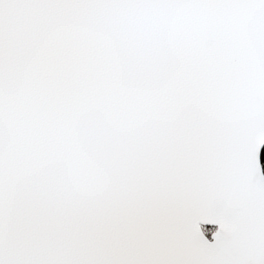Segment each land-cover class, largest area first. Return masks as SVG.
<instances>
[{"label": "snow or ice", "instance_id": "snow-or-ice-1", "mask_svg": "<svg viewBox=\"0 0 264 264\" xmlns=\"http://www.w3.org/2000/svg\"><path fill=\"white\" fill-rule=\"evenodd\" d=\"M262 146L264 0H0V264H264Z\"/></svg>", "mask_w": 264, "mask_h": 264}, {"label": "water", "instance_id": "water-1", "mask_svg": "<svg viewBox=\"0 0 264 264\" xmlns=\"http://www.w3.org/2000/svg\"><path fill=\"white\" fill-rule=\"evenodd\" d=\"M263 150H264V146L261 147V151H260V163H261V171H262V173H264L263 166H262V161H261V157H262V152H263ZM202 227H203L204 229H205V228H215V229H216V226H213V225H203ZM204 232H205V231H204ZM205 237H206L210 242L213 241V236H212V238H209V237L206 235V233H205Z\"/></svg>", "mask_w": 264, "mask_h": 264}, {"label": "trees", "instance_id": "trees-1", "mask_svg": "<svg viewBox=\"0 0 264 264\" xmlns=\"http://www.w3.org/2000/svg\"><path fill=\"white\" fill-rule=\"evenodd\" d=\"M261 161H262V166H263V170H264V150H263V152H262ZM215 230H216L215 228H205V229H204L206 235H207L209 238H212V233H213Z\"/></svg>", "mask_w": 264, "mask_h": 264}]
</instances>
